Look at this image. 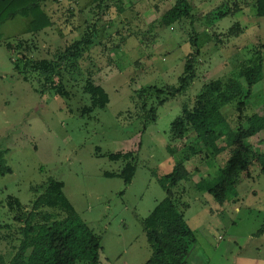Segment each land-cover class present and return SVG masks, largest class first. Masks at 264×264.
<instances>
[{
  "label": "rangeland",
  "instance_id": "rangeland-1",
  "mask_svg": "<svg viewBox=\"0 0 264 264\" xmlns=\"http://www.w3.org/2000/svg\"><path fill=\"white\" fill-rule=\"evenodd\" d=\"M94 1H49L45 10L55 27L38 36L30 35L29 18L17 17L0 28V155L12 170L0 178V255L11 261L13 247L19 245L18 239H1L16 228L8 198L19 199L25 211H31L40 194L33 189L55 180L64 183V194L77 217L103 237L101 264H146L152 249L141 221L167 197L160 179L188 158L184 164L189 180L175 190L195 236L188 263L264 264V234L257 235L264 224L260 167L255 164L249 174L239 173L237 197L221 205L202 188L218 180L230 151L202 165L204 153L192 157L189 149L194 145L196 151L204 150L194 143L196 135L174 140L171 133L173 122L192 106L205 84L236 79L246 86L243 69L258 57L264 59V17L256 15L255 0H190L194 25L184 22L161 30L159 19L175 0H123L124 12L114 6L102 20L92 18ZM236 2L241 11L215 20L219 9L228 12ZM87 21L98 25L100 46L82 61V70L86 75L92 71L109 104L82 116L90 99L75 83L67 85L75 93L69 102L53 92L41 94L38 81L26 80L15 69L20 51H9L6 44L33 40L38 45L33 58L51 59L68 42L82 38ZM238 26L235 35L231 31ZM196 36L201 50L196 80L185 94L158 108L156 122H146L138 93L152 87H177ZM144 100L154 101L148 96ZM236 104L233 101L221 109L234 129ZM254 114L264 117V64L245 112ZM247 143L253 153H264V132ZM119 153L133 154L130 160L137 167L128 186L120 176L125 164L110 159ZM109 173L115 176L107 177Z\"/></svg>",
  "mask_w": 264,
  "mask_h": 264
},
{
  "label": "trees",
  "instance_id": "trees-1",
  "mask_svg": "<svg viewBox=\"0 0 264 264\" xmlns=\"http://www.w3.org/2000/svg\"><path fill=\"white\" fill-rule=\"evenodd\" d=\"M49 1L61 3V0H0V28L8 21L17 17L30 19V35L38 36L55 27L53 18L45 10ZM69 4L74 0H65ZM123 0H95V6L91 9L92 18L102 20L112 7H117L119 12H124ZM230 11L219 9L215 20L239 12L242 6L238 2L233 4ZM256 15L264 17V0H255ZM193 6L190 0H175V4L164 13L157 27L170 28L184 22H190L193 26L195 19ZM91 21V20H90ZM87 31L79 40L67 43L66 47L53 53L51 59H34L32 53L38 49L33 40H19L16 46L7 43L9 51L19 50L20 59L15 69L26 80L38 81L41 85V94L53 92L68 102L75 93L68 90V83H75L80 91L90 99L88 107L82 109V116L91 115L97 109H105L109 104V97L101 85H98L92 75L84 74L82 61L91 51L100 46L99 27L97 24L89 25ZM237 29L231 32L237 35ZM229 36V35H227ZM136 37V34L133 35ZM197 37L194 51L189 54L185 72L179 79L177 87L144 89L138 93V99L142 101V111L146 122L157 120V111L170 99L178 98L185 94L197 78V59L201 56ZM218 39V36H217ZM2 36L0 34V41ZM125 45L124 39L121 40ZM259 52L254 54L257 57ZM264 59L258 57L249 67L243 69L246 86L240 80L228 79L226 81L215 80L204 85L202 92L196 96L192 106L185 108L182 116L172 124L171 133L174 140H184L190 134L196 135L194 143L201 144L204 150L196 151L194 145L189 149L192 157H202V165L211 159H216L225 151H230L226 164L221 167L219 178L216 182L207 183L202 188L214 200L223 205L230 199L236 198L239 173L249 174L251 166L258 165L264 175V153H253L247 143L264 132V117L254 114L246 116L248 101L252 97L256 76L262 70ZM75 86V87H76ZM148 96L154 100L149 104L143 99ZM237 101L235 122L236 128L227 121L222 108ZM230 144L225 142L230 140ZM133 154H114L110 156L112 161H122L125 165L120 174L126 186L130 185L136 175L137 167L130 159ZM182 160L174 170L160 179V185L167 197L160 202L151 215L141 221L152 249V255L146 264H189L188 256L191 245L195 242V236L189 228L183 214V205L177 198L175 190L183 181H188L190 172ZM196 171H199L197 168ZM12 170L0 155V178L11 174ZM113 177L115 174H107ZM250 177V175H248ZM65 185L62 182L49 180L44 186L34 188L39 194L33 203L31 211H25L17 198L9 197L8 205L14 213L16 228L9 235L1 236L4 241L19 240V245L13 247L15 254L11 261H6L0 255V264H101V252L103 237L81 221L67 197L64 194ZM57 210L53 214H43L42 209ZM2 228L10 229L11 226ZM264 234V224L257 235Z\"/></svg>",
  "mask_w": 264,
  "mask_h": 264
},
{
  "label": "built area",
  "instance_id": "built-area-1",
  "mask_svg": "<svg viewBox=\"0 0 264 264\" xmlns=\"http://www.w3.org/2000/svg\"><path fill=\"white\" fill-rule=\"evenodd\" d=\"M61 1H65V0H61Z\"/></svg>",
  "mask_w": 264,
  "mask_h": 264
}]
</instances>
